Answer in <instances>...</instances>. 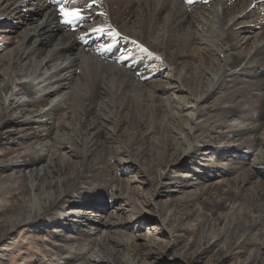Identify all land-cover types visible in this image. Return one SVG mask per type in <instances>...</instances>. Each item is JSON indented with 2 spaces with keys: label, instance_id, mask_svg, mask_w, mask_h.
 <instances>
[{
  "label": "bare ground",
  "instance_id": "obj_1",
  "mask_svg": "<svg viewBox=\"0 0 264 264\" xmlns=\"http://www.w3.org/2000/svg\"><path fill=\"white\" fill-rule=\"evenodd\" d=\"M61 3L70 0H0V129L16 130L20 142L31 144L22 159L0 162L2 174L7 167L18 171L7 179L0 174V239L5 226L19 222L1 214L2 208L14 209L8 193L29 223L84 230V246L65 236L67 244L57 247L64 248L67 255H60L69 264H121L130 253L152 264L158 243L139 240L131 231L136 225L94 220L86 232L79 220L62 218V209L72 204L69 212L76 217L101 216L95 211L100 207L122 219L128 184L124 190L115 176L106 183L98 176L116 161H136L144 153L140 141L146 140L149 152H168L162 170L180 166L187 175L194 170L182 163L195 151L237 156L227 168H220V161L208 171L207 163L202 173L212 183L181 207L207 212L213 232L204 254L221 243L230 246L236 237L237 252L248 264H264V0H96L91 8L86 0H75L86 7V18L74 24L63 22ZM97 27L105 31L93 32ZM113 31L119 35H109ZM243 31L253 35L246 38ZM212 97L214 104L204 108ZM224 117L231 119L218 122ZM5 131L0 141L12 139ZM222 131L219 140L210 136ZM229 134L237 138L230 140ZM16 143L3 147L0 156H10ZM40 143L43 148H37ZM222 169L217 187L212 179ZM92 205L93 210L83 209ZM157 212L162 217L164 210ZM148 229L145 235L152 233Z\"/></svg>",
  "mask_w": 264,
  "mask_h": 264
},
{
  "label": "rangeland",
  "instance_id": "obj_2",
  "mask_svg": "<svg viewBox=\"0 0 264 264\" xmlns=\"http://www.w3.org/2000/svg\"><path fill=\"white\" fill-rule=\"evenodd\" d=\"M260 21L261 20H259L258 22ZM249 33L248 31H243V33H241V36L246 35V38H248L249 36L253 35V33H250L251 35ZM238 37L239 38L237 39L242 38L240 36ZM261 66H263V64H261ZM240 76L242 79L246 78L245 75ZM230 84V86H235V84L232 82ZM253 90L254 92L257 91L256 89ZM208 102L209 103L204 104V108H207L208 106L214 104V98H210ZM220 106L226 107L227 105L224 102H220ZM16 116L17 115H15L14 117ZM226 119L230 120L231 117H224V119H221L218 122L225 121ZM159 122L161 123L162 121L159 120L158 123ZM161 125H164V123ZM6 129H8V127H2L0 129V132L5 131ZM29 132L30 130H28V132L26 131L27 135L25 136L31 134V132ZM5 133V136L11 134L12 139L10 138L8 140L3 138V140L0 141V151L5 146L10 147L12 142H14V144L15 141L18 142L16 143V145H14V149L12 150L14 152H12L10 156L6 155L4 156V158L0 156V162L6 159L7 161H9L10 165V163L12 164V159H22L23 157H25L27 154L26 148L31 144L27 143L26 141L25 143L20 142L19 140L21 134H18L16 130L5 131ZM211 135L214 136L213 138H217V140H219L223 135V131L214 133L210 132V136ZM228 138L230 140H235L237 136H235L234 134H229ZM234 142L239 143V141ZM140 143L143 145L145 144L144 153H140V158H137V160L134 162L131 160L125 162L116 161V163L112 164L113 168H111L108 173L104 174L103 172L102 174H100V176H98L101 182L104 183H106L110 179H113V177L115 176L114 181H116L117 185L124 190L126 188L124 186L128 184L129 189L127 191L125 190L124 193L129 198L127 196L126 199L122 198L124 202H122L121 207L123 208V210H125L124 212L122 211V219L119 220V217L117 215H112L110 213V210H101L100 207H98V209H95V211H97L96 213H99V215L101 214V216H90L86 212H82L80 213L79 217H76L73 213L69 212L72 204L69 207H64V209H62L63 211L60 209L62 211V214L64 215L62 218L69 215L68 222H73L72 220H79V223H84V226H82V228L85 229L86 232H89V227L87 226L93 225L89 223H93L94 220L119 223L122 222L126 225H136L137 228H134L131 231L132 233L134 232V235H136V237H139V240L140 238H144L147 242L155 240L158 243L155 247L159 249V253L156 255V259H153L154 262L152 264H248L245 261L247 257L237 252V246L239 244L235 243V241L237 240L236 237L231 240L232 245L230 244V246H224V244L221 243V245H219L215 250L204 254V245L208 237L211 236L213 232L209 221L206 223L205 213L207 212L206 210L201 209L197 214V211L195 209H191V206H189V208L187 209H185L184 206L181 207V203L187 200V198H189L192 193H200L203 186V189H207L210 183H212L204 175V173H202H207V171L204 170L207 163L210 164L208 165V171L216 165L220 164V161L222 164L218 166H220V168H227L233 166L234 162L232 159L237 158V156L233 157L229 154L223 156L216 153L210 155L209 153H206L204 155V151L196 152L194 149L192 150V152H195L192 153L191 159L185 158L182 163L186 164L187 167L189 166L190 168H192V170H194V172H191L189 173V175H187L186 173L188 169H183L180 166L173 167L169 165L165 168V170H162L161 167H164V165L163 163L160 164V162L164 159V156H167L168 152L166 151V153L164 154V148L159 151L157 149H152L149 152L150 147H147L148 144L146 140L140 141ZM194 143L195 142H193V144ZM208 144H210V142ZM37 148H43L42 144L40 143ZM140 148L137 150V152H141L143 146ZM43 150L45 151V153H47L49 150V146L47 145ZM133 152H135V150ZM250 156L248 155L246 157L247 161L249 160ZM7 161H4L2 164L5 165ZM121 165L124 167V169L127 167V165L133 166V168L130 169V172L127 170L128 174H120L119 170L122 167ZM137 171L140 172L135 177V179H133L134 181L129 180V177H132V175L136 174ZM161 171L164 172V175L162 176L160 182H158L157 175L161 174ZM241 171L242 173L240 174L244 175L245 170ZM17 172L18 171L16 169H12L11 171V169H8L7 167L6 171L3 172V174L2 171H0V174H2V178L5 177L4 179H7V175L10 176L12 174V176H15ZM223 172H225L223 169L216 171L217 175H215L212 179L213 182L217 181L216 184L219 185L217 187H220L223 183L222 176L225 174ZM193 173H196V175L192 176ZM143 178L146 179L144 180L146 182L143 181ZM262 178L264 179V176ZM182 181L184 183H182ZM12 182H7L5 184V187L9 186L8 183L11 184ZM148 182H150V184H147ZM188 182L192 183V185L185 184ZM110 183L112 182H109V184ZM5 195V198L10 200L8 205L14 209L8 211L7 209L2 208L1 214L7 213L5 217L14 220L18 218L19 222L16 226H5L4 230L2 231V236L0 239V264H56L59 262H62L60 264H69L67 260H62L60 255L61 253L62 257H65L67 255L64 254V248L61 247L62 249L57 250V247L59 245L67 244V242L62 241V237L66 236L69 239L76 238L74 241L68 242L75 244V246L80 245V247H82L85 245L87 238L83 235L84 230H82L80 233L70 232L69 229L64 228L62 225H54L51 227H46L44 229L36 222L29 223L27 219L28 216L25 217L23 210L14 207L15 204L11 201L12 196H10V194L8 193H6ZM27 198L32 199L33 195H29L27 196ZM106 200L110 201V196H108ZM123 200H120L119 203H121V201ZM149 200L151 201V204ZM10 203H12V206ZM38 206L39 201L36 200V202L33 204V209H38ZM93 207L94 206L92 205L87 206L83 209H86V211H90L94 209ZM159 207H162V209L164 210V213H162V217H160L158 215L159 212H157ZM187 212L190 214L189 217H186ZM45 216L46 214H44L41 218ZM87 217L92 221H85ZM164 218L166 222L162 221ZM148 220L150 221L149 223L144 222ZM157 222L160 223V225L157 224ZM197 223L199 224L196 225ZM149 227H151L150 230H152V233L145 235L147 231H149ZM180 227H184L185 230L180 229ZM159 230H164L166 236H164L163 233L159 232ZM171 233H173L174 235L173 239H171L170 237ZM92 234L93 238L97 237L94 232ZM243 238L241 239V241L243 240ZM174 240H176V243L173 245ZM165 243L170 244L165 248ZM71 261L73 262V260ZM129 263L142 264V261H139V258L134 256V253H130V255L127 254L126 258L121 264Z\"/></svg>",
  "mask_w": 264,
  "mask_h": 264
},
{
  "label": "snow or ice",
  "instance_id": "obj_3",
  "mask_svg": "<svg viewBox=\"0 0 264 264\" xmlns=\"http://www.w3.org/2000/svg\"><path fill=\"white\" fill-rule=\"evenodd\" d=\"M96 0H91V3H87L86 0V7L91 8L92 4H94ZM188 3H193L194 0H187ZM86 7L85 6H77L75 3V0H70V3L66 6L65 3H61L59 6V13L61 17L63 18V22L65 24H74L79 21L85 20V12H86ZM93 32L95 33H102L105 31L104 28L102 27H97L92 29ZM109 35H116L118 36V32H111ZM102 48L108 47L107 45H102ZM143 51H147V49L142 48Z\"/></svg>",
  "mask_w": 264,
  "mask_h": 264
}]
</instances>
